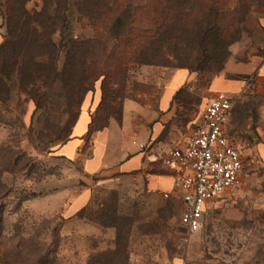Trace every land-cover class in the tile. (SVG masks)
<instances>
[{
    "label": "rangeland",
    "instance_id": "obj_1",
    "mask_svg": "<svg viewBox=\"0 0 264 264\" xmlns=\"http://www.w3.org/2000/svg\"><path fill=\"white\" fill-rule=\"evenodd\" d=\"M119 1L125 3L120 18L114 15L107 28L69 5L68 30L61 35L52 32L55 17L63 14L62 0H0V32L8 43L0 56V264H63L58 244H75V263H81L78 248L89 244L91 250L108 248L106 255L91 256L90 264H264V227L254 213L264 206V167L253 149L260 139L254 137L242 139V191L207 211L193 236H183L181 211L167 203L151 208L140 201L121 202L116 191L98 190L83 224L65 241L61 213L90 181L79 165L55 157V151L68 139L82 100H90L95 110L102 103L107 124L119 119L124 99L167 69L187 68L206 85L224 68L231 47L249 33L248 14L264 8L261 0H229L218 10L205 8L194 15L200 5L188 3L191 26L153 35L137 48L134 28L127 29L128 38L121 43L116 40L125 32L131 7ZM222 14L230 16L223 20ZM29 29L57 45L61 38L94 41L106 50L105 64L88 82L78 68L67 65L64 51L52 59L46 45L24 50L20 35ZM83 87L87 93L82 96ZM245 95L253 96L250 91ZM54 206L59 211L57 227L53 221L50 225L34 219L35 212ZM101 210L113 212L114 220L120 217L117 250L110 251L113 228L110 240L87 228L102 227L92 217Z\"/></svg>",
    "mask_w": 264,
    "mask_h": 264
},
{
    "label": "crops",
    "instance_id": "obj_2",
    "mask_svg": "<svg viewBox=\"0 0 264 264\" xmlns=\"http://www.w3.org/2000/svg\"><path fill=\"white\" fill-rule=\"evenodd\" d=\"M245 25L249 33L231 47L222 71L204 87L200 86L196 73L185 68L167 69L161 77L145 82L148 86L137 95L123 100L118 120L110 119L90 135L95 109L90 100H83L68 139L55 151V157L79 165L90 181L89 188L71 199L61 213L65 241H70L76 225L83 224L78 214L90 206L98 190L116 191L121 202L140 201L151 208L167 203L182 213L181 191L175 187L173 173L163 164V158L169 150L185 146L201 122L202 111L219 93L232 104L230 118L225 124L231 146L240 152L242 160V150L246 146L242 139L259 138L253 149L264 167V8L253 9ZM4 40L0 32V45ZM248 91L252 97L245 95ZM247 103L251 108L245 107ZM241 110L248 111L241 113ZM245 116L248 118L244 119ZM243 176L242 171L241 184ZM241 191L240 187L237 193ZM213 207L207 208L204 215ZM254 213L259 225L264 227V206ZM58 216L57 206L33 214L35 220L47 221L50 225L53 221L55 227ZM87 228L105 239L114 237L111 228L90 224ZM74 246L58 244L57 249L64 251L63 264L86 263L91 252L89 244L78 248L81 263L78 260L75 263Z\"/></svg>",
    "mask_w": 264,
    "mask_h": 264
},
{
    "label": "trees",
    "instance_id": "obj_3",
    "mask_svg": "<svg viewBox=\"0 0 264 264\" xmlns=\"http://www.w3.org/2000/svg\"><path fill=\"white\" fill-rule=\"evenodd\" d=\"M130 4L131 7L129 10L128 20L126 22L125 32L121 33V35L116 36V40L118 43H121L123 38L127 37V29L132 30L133 28L137 30L138 35L134 39L137 41V48L141 47L145 44L146 39H150L153 35H158L160 33H167L168 30L177 29L178 31L187 29L191 26V21L187 19L185 6L189 4H198L200 8L197 12L195 10L194 15L200 14L202 9L205 8H214L215 10L229 2V0H123ZM264 3V0H261ZM189 3V4H188ZM125 3H120L119 0H62L63 6V14H57L55 17L54 31L52 34L59 32L61 35H65L68 30L67 24V14L68 6L74 7L77 9L78 13L83 15L84 17H88L93 19L94 21H99L103 26L109 24L112 21L114 15H118L121 12ZM136 4V6H134ZM188 4V5H187ZM90 9H87L89 8ZM85 9V10H84ZM115 11H114V10ZM120 15L116 16L119 17ZM217 16L218 13H217ZM216 16V17H217ZM228 16L226 14H222L221 18L223 20L227 19ZM120 18V17H119ZM234 18V16L232 17ZM57 21V22H56ZM120 22V19H119ZM120 24L123 25L122 21ZM61 26L58 29V26ZM109 31V28L107 29ZM20 41L22 42V46L24 50L39 47L42 48L44 45L50 48L51 58H57L59 54L64 51L65 59L67 65L74 66L78 68L81 74L86 77L89 82L93 76H95L97 70L104 65L105 58V49L102 48L98 43L92 42L91 40L81 41V40H73L65 38H61L59 44H55L52 42L49 36H42L37 29H29L26 32H23L21 35ZM224 40V39H223ZM8 43L4 40V42L0 45V56H2L3 52L7 48ZM22 56L20 59H23ZM26 60V57H25ZM24 60V61H25ZM53 67V66H52ZM187 69V68H185ZM189 70V69H187ZM191 71V70H189ZM193 72V71H191ZM97 81V80H96ZM199 84L201 87H204L201 80H199ZM80 93H87V88L83 87L79 90ZM82 94V96H83ZM84 100V99H83ZM82 100V102H83ZM81 102V103H82ZM81 105V104H80ZM102 103L98 105L97 109L94 111L93 121L91 122V126L89 127V135L102 128L105 125V117L103 113H101ZM80 108V107H79ZM77 115V114H76ZM76 118V116H75ZM75 120V119H74ZM173 207V206H171ZM174 208V207H173ZM90 208H85L78 214L79 219H85V213ZM107 210H101L100 214H93L94 222H97L99 225L105 228H113L115 230V239L113 241L112 250H117L119 246V231L120 228L118 226V222L120 217L116 216V220L113 219L114 213L107 214ZM108 219L114 220V222H109ZM180 221V219H179ZM108 248L103 249L102 251L91 250L88 259L85 264H90L91 256L96 257L95 255H106Z\"/></svg>",
    "mask_w": 264,
    "mask_h": 264
},
{
    "label": "built area",
    "instance_id": "obj_4",
    "mask_svg": "<svg viewBox=\"0 0 264 264\" xmlns=\"http://www.w3.org/2000/svg\"><path fill=\"white\" fill-rule=\"evenodd\" d=\"M231 107L226 96L217 94L202 111L201 122L185 146L169 150L163 158L181 191L179 224L185 237L199 231L207 208L235 197L241 187V155L231 146L225 130Z\"/></svg>",
    "mask_w": 264,
    "mask_h": 264
}]
</instances>
